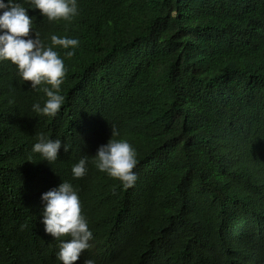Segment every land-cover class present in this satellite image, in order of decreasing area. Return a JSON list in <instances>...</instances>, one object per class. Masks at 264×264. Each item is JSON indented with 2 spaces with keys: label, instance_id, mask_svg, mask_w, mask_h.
<instances>
[{
  "label": "trees",
  "instance_id": "16d2710c",
  "mask_svg": "<svg viewBox=\"0 0 264 264\" xmlns=\"http://www.w3.org/2000/svg\"><path fill=\"white\" fill-rule=\"evenodd\" d=\"M15 2L46 44L79 45L55 49L54 117L0 61V264H62L69 237L45 233L40 199L62 180L93 233L75 264H264V0H77L78 15L52 22ZM112 126L136 151L134 186L91 162L73 178ZM38 133L62 141L55 162L31 151Z\"/></svg>",
  "mask_w": 264,
  "mask_h": 264
},
{
  "label": "clouds",
  "instance_id": "9594fccd",
  "mask_svg": "<svg viewBox=\"0 0 264 264\" xmlns=\"http://www.w3.org/2000/svg\"><path fill=\"white\" fill-rule=\"evenodd\" d=\"M30 8L39 10L41 17L48 21H71L78 15L77 0H28ZM50 45L46 44L38 33L32 31V18L29 10L16 3L15 0H0V61H10L16 67L17 76L30 82V88L43 91L46 99L43 105L33 103L31 108L37 115L54 117L64 103L61 85L66 75L64 60L55 50L72 49L64 52L65 57H72L79 41L67 36H50ZM47 85L38 88V86ZM50 86V87H48ZM119 132L111 127V138L97 147L95 155L89 161L88 157L81 158L73 164V178H82L87 173V165L93 163L96 169L109 177L120 181L123 188L134 186L137 175L133 169L137 165L136 151L123 138L118 139ZM31 151L39 154L40 160L49 164L58 158L62 147L60 139H51L44 133L35 137ZM68 151V146L63 145ZM43 203L42 223L46 234L56 240L67 236L69 239L60 240L56 257L62 264H75L81 254L91 247L89 241L93 233L89 229L86 217L81 211L78 191L67 180L41 194ZM83 264H95L93 259H84Z\"/></svg>",
  "mask_w": 264,
  "mask_h": 264
}]
</instances>
